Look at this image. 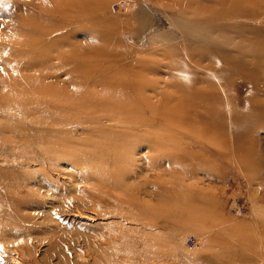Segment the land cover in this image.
Returning <instances> with one entry per match:
<instances>
[{
  "label": "rangeland",
  "instance_id": "1",
  "mask_svg": "<svg viewBox=\"0 0 264 264\" xmlns=\"http://www.w3.org/2000/svg\"><path fill=\"white\" fill-rule=\"evenodd\" d=\"M0 264H264V0H0Z\"/></svg>",
  "mask_w": 264,
  "mask_h": 264
},
{
  "label": "built area",
  "instance_id": "2",
  "mask_svg": "<svg viewBox=\"0 0 264 264\" xmlns=\"http://www.w3.org/2000/svg\"><path fill=\"white\" fill-rule=\"evenodd\" d=\"M238 210L240 211L241 209L239 208ZM186 242H187V245H188L189 247H191V246L194 245V243H195V239H194V237H189V238L186 239Z\"/></svg>",
  "mask_w": 264,
  "mask_h": 264
}]
</instances>
